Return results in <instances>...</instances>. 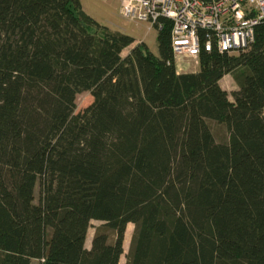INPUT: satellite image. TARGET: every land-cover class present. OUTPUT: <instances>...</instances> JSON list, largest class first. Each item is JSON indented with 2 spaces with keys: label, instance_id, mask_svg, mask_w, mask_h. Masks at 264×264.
Here are the masks:
<instances>
[{
  "label": "trees",
  "instance_id": "1",
  "mask_svg": "<svg viewBox=\"0 0 264 264\" xmlns=\"http://www.w3.org/2000/svg\"><path fill=\"white\" fill-rule=\"evenodd\" d=\"M160 20L155 54L80 0H0V264H118L128 223L125 264H264V21L177 72Z\"/></svg>",
  "mask_w": 264,
  "mask_h": 264
},
{
  "label": "built area",
  "instance_id": "2",
  "mask_svg": "<svg viewBox=\"0 0 264 264\" xmlns=\"http://www.w3.org/2000/svg\"><path fill=\"white\" fill-rule=\"evenodd\" d=\"M121 17L160 29L171 21L173 63L198 65L201 51L236 53L254 40L264 21V0H116ZM185 62V63H184ZM182 72V71H181Z\"/></svg>",
  "mask_w": 264,
  "mask_h": 264
},
{
  "label": "rangeland",
  "instance_id": "3",
  "mask_svg": "<svg viewBox=\"0 0 264 264\" xmlns=\"http://www.w3.org/2000/svg\"><path fill=\"white\" fill-rule=\"evenodd\" d=\"M83 9L90 16L95 18L98 22L107 25L109 28L113 30H117L114 28H123L127 34L137 37H143L147 43L149 50L153 53L157 54V42H156V29H148L145 23L141 22H133L127 20L120 16L118 10V3L116 0H80ZM139 43V42H138ZM127 53V49L123 51V54ZM185 63V62H184ZM175 65V64H174ZM187 67L179 68L178 72H193L197 71L199 65L195 66L191 62L185 63ZM176 68V67H175ZM177 71V70H176ZM220 85L223 89L228 92V96L230 100L232 99L231 92L237 88V85L232 78L231 75L225 76L221 79ZM93 101V96L89 91H81L75 96V109L74 113L82 111L85 107L90 105ZM210 126L214 137L217 141H227L228 139V130L225 125L220 124L215 121H210ZM37 191V188H36ZM101 222L99 220H91L90 226L87 230V235L85 239V247L87 249L91 246V240L96 226H98ZM126 232L124 233L123 239V253L119 258L118 264H125L126 255L129 248V243L131 240L132 232H133V224H127ZM37 261H32V264H36Z\"/></svg>",
  "mask_w": 264,
  "mask_h": 264
},
{
  "label": "crops",
  "instance_id": "4",
  "mask_svg": "<svg viewBox=\"0 0 264 264\" xmlns=\"http://www.w3.org/2000/svg\"><path fill=\"white\" fill-rule=\"evenodd\" d=\"M142 23V22H141ZM146 27H147V24H146ZM114 29H117V30H119V31H121V32H124V33H128V32H126L123 28H114ZM132 36V35H131ZM133 38H134V43L132 44V46L133 45H135L136 43H138V42H145L146 43V41L144 40V38L142 37H137V36H133ZM146 45H147V43H146ZM227 75H230V74H226V75H224L223 77H222V79L225 77V76H227ZM220 82H221V79H220Z\"/></svg>",
  "mask_w": 264,
  "mask_h": 264
}]
</instances>
